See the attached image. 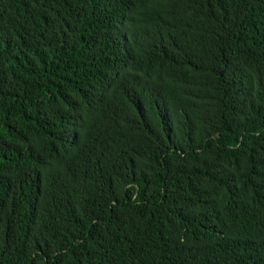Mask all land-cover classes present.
<instances>
[{"label":"trees","instance_id":"1","mask_svg":"<svg viewBox=\"0 0 264 264\" xmlns=\"http://www.w3.org/2000/svg\"><path fill=\"white\" fill-rule=\"evenodd\" d=\"M0 264H264V0H0Z\"/></svg>","mask_w":264,"mask_h":264}]
</instances>
